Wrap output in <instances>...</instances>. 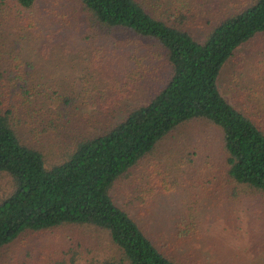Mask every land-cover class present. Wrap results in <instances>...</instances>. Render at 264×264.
Returning a JSON list of instances; mask_svg holds the SVG:
<instances>
[{"label":"trees","instance_id":"trees-1","mask_svg":"<svg viewBox=\"0 0 264 264\" xmlns=\"http://www.w3.org/2000/svg\"><path fill=\"white\" fill-rule=\"evenodd\" d=\"M6 6L17 13L4 16ZM61 6H65L62 13L45 4L48 13H57L51 20L60 29L71 28L76 34L82 27V41L95 45L96 56L97 48L119 50L133 64L124 79L109 84L110 93L104 98L54 91L50 100L44 99L62 109L63 116L65 110L74 113V106L81 104L100 106L93 112L99 115L95 124L77 133L63 160L54 164L19 133L17 113L24 101L35 103L26 85L19 82L23 62L6 70L0 67V174L12 186L0 199V250L26 232L81 225L107 234L119 252L115 262L105 264H179L116 202L112 190L171 133L195 121H206L221 132L224 177L264 198V112L239 108L219 87L220 75L237 50L264 37V0L235 8L202 37L192 29L176 0L166 8H157L150 0H68ZM37 7L38 0H0V27L6 18L14 20L19 11L27 25L33 26L36 18L25 14L36 13ZM143 48L145 57L161 56L169 72L147 101L118 113V103L144 79L145 70L135 69L144 59ZM90 64H85L88 71ZM13 87L23 91L13 96L9 91ZM191 217L178 227L188 237L197 232Z\"/></svg>","mask_w":264,"mask_h":264},{"label":"rangeland","instance_id":"rangeland-1","mask_svg":"<svg viewBox=\"0 0 264 264\" xmlns=\"http://www.w3.org/2000/svg\"><path fill=\"white\" fill-rule=\"evenodd\" d=\"M67 1L38 0V17L35 12L25 14L36 18L33 26L27 25L23 11H19L14 20L6 18L0 27V67L6 70L23 62L20 70L13 69L19 70V82L35 99L31 105L24 101L21 113H17L19 133L25 142L45 153L49 164L62 161L74 136L95 124L99 115L93 112L100 106H74V113L65 110L64 119L63 110L44 99L54 91L67 96L85 94L93 100L104 98L110 93L109 84L124 79L133 64L125 61L126 55L119 50L97 48L96 56L95 45L82 41V27L76 34L71 28L60 29L51 20L57 13H48L45 4L62 13L65 6L61 4ZM150 1L157 8L172 3ZM251 1L176 0L199 37L227 13ZM16 13L8 10L4 16ZM141 50L144 59L135 69L145 70L144 79L118 103V113L147 101L169 72L161 56L151 59L145 57V48ZM85 64L92 66L91 71ZM219 87L239 108L264 112L263 36L237 50L220 75ZM9 91L15 96L23 89L13 87ZM222 144L216 126L206 121L184 125L112 190L116 202L139 222L158 248L179 264H264V198L224 177ZM11 188L9 178L0 174V199ZM188 216L197 225L191 237L178 228ZM187 229L191 230L189 226ZM182 231L186 232L184 228ZM118 255L104 232L67 225L22 234L0 250V264H105L115 262Z\"/></svg>","mask_w":264,"mask_h":264}]
</instances>
